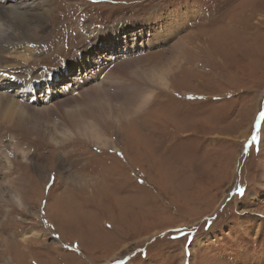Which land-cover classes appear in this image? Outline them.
<instances>
[{"label":"rangeland","instance_id":"374dc122","mask_svg":"<svg viewBox=\"0 0 264 264\" xmlns=\"http://www.w3.org/2000/svg\"><path fill=\"white\" fill-rule=\"evenodd\" d=\"M37 2L51 17L28 61L23 49L3 54L14 63L1 64L0 93L22 97L15 81L31 76L43 103L79 79L121 80L97 108L119 150L64 138L57 117H31L32 133L0 119V264H264V0ZM172 65L171 91L133 80ZM5 160L26 207L4 190ZM85 172L86 189L70 178Z\"/></svg>","mask_w":264,"mask_h":264},{"label":"bare ground","instance_id":"6f19581e","mask_svg":"<svg viewBox=\"0 0 264 264\" xmlns=\"http://www.w3.org/2000/svg\"><path fill=\"white\" fill-rule=\"evenodd\" d=\"M9 1L11 0H0V67L1 64L4 62H13L10 59H5L8 57L7 56L4 57L3 54L13 53L10 51L16 48L18 50L23 49L24 54L27 55L26 57L24 56L23 58L26 61L29 60L28 57L32 56L36 51L35 47H33V45L30 44H32V42L40 36V31L43 28H46V23L49 21L51 17L50 13L53 12L51 7L43 8V5L40 2H37L35 4L34 2L36 0H21V1L14 0L15 1L14 3H10ZM51 25L52 24H50V27ZM16 37L19 39L16 40ZM14 52H16V50H14ZM11 57H13L14 59L16 58L14 55ZM94 62L96 63V65L102 64L97 59H95ZM94 62L91 61L89 63L91 64ZM175 63H177V61ZM122 64H120L119 66H121ZM83 67H85V70L86 68L88 69V67L82 64L80 70H82ZM173 67L174 65L168 66L162 72H158L154 70L152 73L149 74V76L143 72L139 73V71L136 70V72L134 71L135 73L133 72L135 74V77L133 76L134 78L133 80H141V81L146 80L151 88H156V89L162 88L171 91L172 80L170 79L171 78L170 75L173 72L172 69ZM104 68L105 66L97 70L98 73L100 71H103ZM116 68L118 70L117 66ZM117 70L116 71L113 70V73L115 75H116L115 72H117ZM81 74L83 75V73ZM1 77L2 78L6 77V73L0 71V78ZM81 79L84 78L81 77ZM79 80H77L78 82L77 81L75 82V84L77 83L75 85L76 90L74 89L70 90V95L66 96L65 99L57 100V96L52 93L48 95L47 99H45L43 103L40 102V98L36 94L35 89H37V87L34 85L35 80L31 76L27 77L24 80L22 79L15 81L17 87L16 95L18 96L20 95L19 94L20 92H23L24 95L22 97L15 99L12 93L10 92L5 91L4 93H0V119H3L9 124L8 126L9 128L7 129V131L22 130L25 133L37 132L38 129L36 125L34 126L29 122L31 117H36L37 119H46L48 121L52 120L54 117H57L60 118V125L57 128V131L64 138L71 140L74 137H78L81 135L83 136V138L87 139L90 142L95 143L99 147L102 148L109 147L113 149V151L117 152V150H119V147L116 145L117 143L115 142V138L113 137L111 139L107 135V132L105 130V125L103 122L104 118H106L104 117V109H102L101 107L99 109L97 108L102 105L100 101L102 96L106 97V95L108 94L111 96L113 90L115 91L116 88H118L121 91L124 90L126 86H122L123 82L119 80L118 82L119 84L117 86L112 85L109 87H108L109 84L106 86L105 85L102 86V82H99L95 86L93 82H90V84L93 83L91 86H94L91 88L87 86L88 80H85L86 81L84 82L86 84L85 86H83ZM107 82L113 83L112 79H108ZM140 85H141L140 81H136V86L134 87V89L140 87ZM31 92L35 93L36 95L33 96ZM75 92H77V94H75ZM153 92L154 90H149L147 93H145L142 101H140V103H138V107L135 108L142 107L141 110L143 111L144 110L143 106H145V104H147L151 100L152 96L154 95ZM81 107L88 109V111L91 113L90 117H92L93 121H85V122L82 121ZM136 110L134 113H138L141 111V110H137V111ZM129 112L125 113L123 116L127 120L131 117L130 116L131 113ZM7 133L9 132L0 133V138L2 137L4 138ZM0 153H3L2 156H5L4 147L2 146L1 139H0ZM18 153L21 154L23 159L31 160L28 151L22 150L20 146H18ZM5 162L6 164L5 167L3 168H6V173L10 177V174L11 175L15 174L14 172L15 169L13 170V168H17L15 167L16 163L12 161L8 162V160H5ZM31 165L35 167L34 168L35 170L37 169V165L33 160L31 161ZM17 166L21 171H23V167L25 165L18 164ZM23 174L24 173H20V175L22 176L21 178L26 179L27 177ZM83 174L84 175L70 174V178H72L71 179L73 180L72 182L79 184L80 188L86 189L89 185L95 183L94 182L95 178L93 179L91 174H89L88 172L87 173L85 172ZM17 179L20 180V178ZM4 190L7 194H10V200L12 204L14 203V205L16 204L19 207H26L27 201L24 199L23 194L19 193L16 190V187L13 186L11 177H10V181L7 182ZM68 200L70 202H73V200L70 198H68ZM9 209L11 208L9 207ZM25 236L26 237L24 238V240L21 242L19 241V243L20 244L22 243L21 245L23 246L24 251H28L27 250L29 243L28 237H32V236L30 235H25ZM7 245L12 246L15 244L9 243L7 241ZM11 249L13 250L14 248L12 247Z\"/></svg>","mask_w":264,"mask_h":264},{"label":"snow or ice","instance_id":"6c2138e0","mask_svg":"<svg viewBox=\"0 0 264 264\" xmlns=\"http://www.w3.org/2000/svg\"><path fill=\"white\" fill-rule=\"evenodd\" d=\"M261 115H262V117H264V113H262ZM252 138H253V140L257 139V137H256L255 135H253ZM239 192H240V194L242 195V194H243V189H240ZM178 231H179V230H178Z\"/></svg>","mask_w":264,"mask_h":264}]
</instances>
